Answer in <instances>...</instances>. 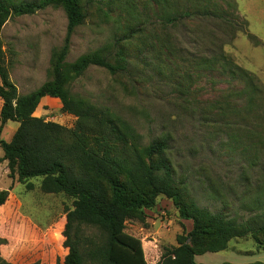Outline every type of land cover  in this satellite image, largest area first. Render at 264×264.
I'll list each match as a JSON object with an SVG mask.
<instances>
[{"label":"rangeland","instance_id":"rangeland-1","mask_svg":"<svg viewBox=\"0 0 264 264\" xmlns=\"http://www.w3.org/2000/svg\"><path fill=\"white\" fill-rule=\"evenodd\" d=\"M171 1L177 2L180 12L208 9L233 22L199 18L163 26L154 14L155 0H81L85 20L71 38L66 61L74 63L98 52L114 64L121 48L129 70L112 74L91 67L69 86L71 93L128 121L143 146L168 138L177 175L186 183L183 188L200 207L247 215L236 197L247 184L255 188L261 176L264 179V148L260 145L264 142V92L254 96L256 104L251 107L250 90L244 82L221 67L210 69L208 63L214 51L223 48V53L264 87V0ZM67 23L64 9L54 6L11 17L5 23L3 61L21 95L52 79L53 54L64 45ZM61 107L53 99L41 103L36 113L46 121L73 128L76 118ZM7 124L2 138L10 142L18 123ZM9 173L8 163L1 162L0 191L9 195L0 207L1 258L8 264H62L68 252L63 231L74 199L47 190L43 178L20 182ZM217 182L232 186L237 193L224 191L233 207H224L215 196L212 188ZM145 215L143 220H127L126 230L141 239L147 263L157 264L165 249L177 247L191 231L192 221L182 220L172 200L164 196ZM27 237L32 246L24 250ZM196 261L264 262V248L252 237L233 239L226 250L198 254Z\"/></svg>","mask_w":264,"mask_h":264},{"label":"trees","instance_id":"trees-1","mask_svg":"<svg viewBox=\"0 0 264 264\" xmlns=\"http://www.w3.org/2000/svg\"><path fill=\"white\" fill-rule=\"evenodd\" d=\"M80 1L0 0V163H8L11 178L20 182L43 178L47 190L74 199L63 231V245L68 252L62 264H148L141 239L127 232L126 222L145 219V211L155 208L161 196L172 200L182 220L192 221V229L177 247L165 249L157 264H202L196 261L198 254L226 250L231 240L239 238L252 237L264 248L262 176L255 188L247 184L240 197L232 186L217 182L212 188L227 208L229 204L233 207L224 192L230 190L247 215L236 211L233 216L230 212L200 207L183 188L186 183L177 175L168 138L143 146L141 136L128 121L71 93L69 86L91 67H101L112 74L129 70V61L121 48L115 53L114 64L98 52L85 54L74 63L66 61L71 38L85 20ZM155 2L154 14L163 26L199 18L233 22L230 17L208 9L202 13L180 12L176 1ZM50 6L65 11V42L53 54L52 79L36 91L21 95L4 65L2 29L11 17L33 15ZM212 55L210 63L206 61L210 69L221 67L234 79L240 78L250 90L248 104L254 106V96L264 92L257 77L238 66L223 53V48ZM45 97L59 100L61 109L76 118L73 128L34 115ZM10 121L19 123V127L11 141L6 142L2 134ZM260 145L264 148V142ZM244 180L248 182L249 177ZM8 196L0 191V207ZM0 264H8L1 253Z\"/></svg>","mask_w":264,"mask_h":264},{"label":"crops","instance_id":"crops-1","mask_svg":"<svg viewBox=\"0 0 264 264\" xmlns=\"http://www.w3.org/2000/svg\"><path fill=\"white\" fill-rule=\"evenodd\" d=\"M51 100H53V99H51V98H49V97H45V98H43L42 99V101H41V103H48V102H51ZM41 103H40V105H41ZM0 105H1V107H2V100L0 99ZM36 117H41L40 115H38L36 112H35V114H34ZM8 126V124H6V127ZM18 127H19V123H18V126L17 127H15L14 129H12V132H13V134H12V137H13V135H14V133L16 132V130L18 129ZM12 139V138H11ZM1 157H3V156H1ZM5 162V164L7 163L6 161H4ZM31 246H32V241H30V239H28V237L26 238V241H24L23 242V249L24 250H29L30 248H31Z\"/></svg>","mask_w":264,"mask_h":264},{"label":"water","instance_id":"water-1","mask_svg":"<svg viewBox=\"0 0 264 264\" xmlns=\"http://www.w3.org/2000/svg\"><path fill=\"white\" fill-rule=\"evenodd\" d=\"M178 214H179V212H178Z\"/></svg>","mask_w":264,"mask_h":264}]
</instances>
